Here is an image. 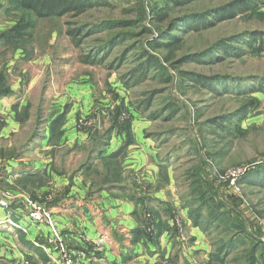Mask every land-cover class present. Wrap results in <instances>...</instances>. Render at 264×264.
I'll return each mask as SVG.
<instances>
[{
	"label": "rangeland",
	"instance_id": "374dc122",
	"mask_svg": "<svg viewBox=\"0 0 264 264\" xmlns=\"http://www.w3.org/2000/svg\"><path fill=\"white\" fill-rule=\"evenodd\" d=\"M20 1L0 0V264H243L253 251L262 264L264 0L224 19L212 11L233 0L39 16ZM192 12L209 23L174 22ZM123 32L134 37L100 49ZM117 204L130 207L113 217ZM238 234L243 244L218 249Z\"/></svg>",
	"mask_w": 264,
	"mask_h": 264
},
{
	"label": "trees",
	"instance_id": "16d2710c",
	"mask_svg": "<svg viewBox=\"0 0 264 264\" xmlns=\"http://www.w3.org/2000/svg\"><path fill=\"white\" fill-rule=\"evenodd\" d=\"M188 1L187 3H189L191 0H185ZM251 0H233L215 10H213L212 12H208V16H206L207 14L205 12H192V13H187V14H183L182 16L177 17L174 22H176V24L182 25V24H186L188 25V23H192V25H198L199 23L202 24V26H205L206 23H209V19L208 17L210 16V13H212L215 17H220V19H224V18H228V17H233L234 15H236L239 12H243L246 11L248 4ZM105 2V0H21L20 3L28 8L29 10H31L33 13H35L37 16L39 15H47V14H60V13H75V14H80L82 12H84L87 9H91L93 7H95L96 5H98L99 3ZM128 23V22H126ZM132 24L128 23L126 26H131ZM107 27H112L110 25H107ZM170 27L171 24H170ZM83 29V28H82ZM177 29V28H176ZM180 29H183V27H181ZM169 31H174V29H170L168 31H165L164 29L160 31V36L163 37L166 34L169 33ZM83 31L79 28H76L74 30H71L69 32V35L72 39H74V43L76 46H80V44L82 43L81 40H79L81 38V34ZM133 32H123L120 35H116L113 33V36L108 40V43L106 42V45L103 48H100L101 50L104 48H107L109 45H111L114 42H119L122 41L128 37H130L131 39L134 37L132 36ZM177 37V35L173 34L171 37V40L169 41H158V42H154V47L155 48H165V49H169V44L171 43V41L175 40ZM241 37H243V34H241L240 36H236L233 39H240ZM100 50V51H101ZM212 51V48H208L205 49L203 51H200L199 53L196 54H192L194 55V57H198V56H205L210 54V52ZM126 52L127 49L125 51H122L120 53L119 58H117L116 60H112V66H115L117 64H119L125 57H126ZM145 52V51H144ZM146 54H142L141 58H139L136 61H139L140 59L144 58ZM105 56L102 53L97 54H89L86 53V55L84 56V62L85 63H89V64H97L99 61L101 60H105L104 58ZM185 60V57L182 58ZM157 62L158 59H154L151 60L149 59L146 63L147 65H138L136 66L131 72L133 71H137V73L141 72L142 75H145V73L147 72L148 69V65L152 62ZM153 62V63H154ZM111 64V63H110ZM141 75V76H142ZM199 79H211V77H202ZM219 79V78H218ZM221 79V78H220ZM222 80V79H221ZM213 83V82H212ZM6 92V90H1L0 89V93H4ZM252 174L251 172L245 174V176ZM248 177V176H247ZM197 192L199 193L200 188H197ZM200 196L199 198V203L200 205H204L205 207L208 208L209 213L216 218V220L218 219L220 222L222 219H224V213H220V217L219 216H215V213H213V210L215 208H218L217 205L215 204L214 201L210 200L208 201V199H206L205 197H203V194L198 195ZM219 209V208H218ZM193 213L190 212V216L193 220L192 223L193 224H197L198 220L197 217L199 215V208L197 209L196 215L193 216ZM218 214V213H217ZM227 228L229 229V227H238L237 222L233 221L231 222H227L225 223ZM233 229V228H231ZM235 232H240L241 230H239L238 228L236 230H233ZM136 233H141L142 230L140 228H137L135 230ZM239 235V234H238ZM241 236L239 235V237L237 238V240H235L234 238H232L231 236L228 237L227 239H219L218 243H219V250H223L225 249V251H229L235 248V246L237 245V243L243 244L244 243V239L240 238ZM244 258V262L243 264H256V259H255V253L254 251L251 253L249 252L248 254L243 255ZM262 264H264V261L262 262Z\"/></svg>",
	"mask_w": 264,
	"mask_h": 264
},
{
	"label": "crops",
	"instance_id": "0c3cea01",
	"mask_svg": "<svg viewBox=\"0 0 264 264\" xmlns=\"http://www.w3.org/2000/svg\"><path fill=\"white\" fill-rule=\"evenodd\" d=\"M117 209H114V207L113 208H111V209H109V213H110V215L111 216H113V217H117L118 216V214L120 213V212H123V211H127L128 209H129V204H121V205H119V204H117ZM106 215V214H105ZM128 223V222H127ZM128 224H130L129 225V227H133V223H128ZM102 229V228H101ZM107 231V230H106ZM35 233H33V235H34ZM94 234H96V236L99 234V232H95ZM108 254H110L109 252H107V251H105V253H104V257L105 256H107ZM19 259L20 258H22V255H21V257L18 255L17 256ZM13 264H21V260H19V261H17V262H15V263H13ZM23 264H24V262H23ZM118 264V263H117Z\"/></svg>",
	"mask_w": 264,
	"mask_h": 264
},
{
	"label": "built area",
	"instance_id": "2783aa9c",
	"mask_svg": "<svg viewBox=\"0 0 264 264\" xmlns=\"http://www.w3.org/2000/svg\"><path fill=\"white\" fill-rule=\"evenodd\" d=\"M31 217L35 220L38 219L39 215H38V211L32 212L31 213ZM59 247L58 245H56V248Z\"/></svg>",
	"mask_w": 264,
	"mask_h": 264
}]
</instances>
